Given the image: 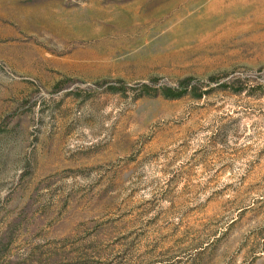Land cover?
I'll return each instance as SVG.
<instances>
[{"label":"rangeland","instance_id":"1","mask_svg":"<svg viewBox=\"0 0 264 264\" xmlns=\"http://www.w3.org/2000/svg\"><path fill=\"white\" fill-rule=\"evenodd\" d=\"M0 241V264H264V0H0Z\"/></svg>","mask_w":264,"mask_h":264},{"label":"trees","instance_id":"2","mask_svg":"<svg viewBox=\"0 0 264 264\" xmlns=\"http://www.w3.org/2000/svg\"><path fill=\"white\" fill-rule=\"evenodd\" d=\"M190 79L185 78L179 82V86L171 87L166 85L152 86L147 82L142 83L138 88L139 95H162L165 98H176L189 91ZM1 243V241H0Z\"/></svg>","mask_w":264,"mask_h":264}]
</instances>
